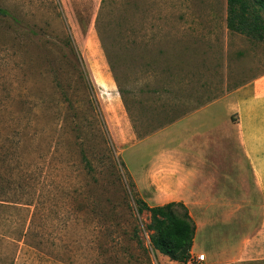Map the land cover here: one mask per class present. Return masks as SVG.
Masks as SVG:
<instances>
[{"label": "rangeland", "instance_id": "374dc122", "mask_svg": "<svg viewBox=\"0 0 264 264\" xmlns=\"http://www.w3.org/2000/svg\"><path fill=\"white\" fill-rule=\"evenodd\" d=\"M0 6V264H264V41L227 0ZM134 198L186 205L187 262Z\"/></svg>", "mask_w": 264, "mask_h": 264}, {"label": "trees", "instance_id": "16d2710c", "mask_svg": "<svg viewBox=\"0 0 264 264\" xmlns=\"http://www.w3.org/2000/svg\"><path fill=\"white\" fill-rule=\"evenodd\" d=\"M227 6V27L230 31L264 41V18L261 15L264 0H256L255 5L251 0H227ZM1 17H9L18 22L15 15L0 6ZM73 51L77 53L76 49ZM77 62L83 75L88 78V90L94 91L84 60L79 55ZM97 111L100 113L99 108ZM135 202L140 214L145 211L150 213V223L146 230L149 246L154 253L168 256L173 261L187 262L194 245L196 224L186 205L183 202H170L162 206H149L140 198H136ZM175 209H180L181 212L178 213Z\"/></svg>", "mask_w": 264, "mask_h": 264}, {"label": "crops", "instance_id": "0c3cea01", "mask_svg": "<svg viewBox=\"0 0 264 264\" xmlns=\"http://www.w3.org/2000/svg\"><path fill=\"white\" fill-rule=\"evenodd\" d=\"M237 141L239 142L240 140L237 139ZM249 143H250V144L253 143V139H252V138L249 139ZM239 144H240V147H242V148H244L245 145H246V148L250 145V144H248L247 141H242V143L239 142ZM242 148H240V149H242ZM246 158H247V155L245 154V159H246ZM248 158H250V160H251V159H255V158H254V155L248 156ZM248 158H247V159H248ZM247 159H246V160H247ZM251 161H252V160H251ZM246 164H247V163H246ZM246 167H247V166H246ZM244 168H245V167H244ZM244 168H243L242 170H244L245 172H244V171H241V169L239 170L240 172L238 171V173L242 174V176H243V175H247V174H249V173L247 172L246 168H245V169H244ZM245 177L248 178V176H243V178H245ZM197 245H198V244H196L195 239H194V245H193L194 248H195Z\"/></svg>", "mask_w": 264, "mask_h": 264}, {"label": "built area", "instance_id": "2783aa9c", "mask_svg": "<svg viewBox=\"0 0 264 264\" xmlns=\"http://www.w3.org/2000/svg\"><path fill=\"white\" fill-rule=\"evenodd\" d=\"M196 257L191 261H188L187 264H204L206 261L205 254L195 255Z\"/></svg>", "mask_w": 264, "mask_h": 264}]
</instances>
